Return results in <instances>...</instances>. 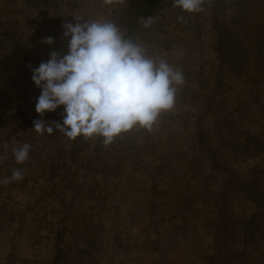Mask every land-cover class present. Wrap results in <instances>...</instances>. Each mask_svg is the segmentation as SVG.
I'll return each mask as SVG.
<instances>
[{
  "label": "rangeland",
  "instance_id": "rangeland-1",
  "mask_svg": "<svg viewBox=\"0 0 264 264\" xmlns=\"http://www.w3.org/2000/svg\"><path fill=\"white\" fill-rule=\"evenodd\" d=\"M125 1L37 0L25 6L2 0L0 97L14 104L37 98L29 66L38 67L54 50L67 52L62 24L80 16L111 19L121 28ZM203 9L182 12L162 0L154 16L168 30L160 57L192 75L178 89L191 87L176 100L177 114L162 113L152 131L135 128L110 145L92 142L89 151L73 155L62 133L22 129L10 114L3 117L0 180L15 168L24 178L0 183V264H52L57 242L83 264H228L212 235L221 194L233 200L239 216L249 215L253 205L238 186L233 191L237 181L264 196V48L258 49L264 45V0H203ZM255 31L263 45L255 43ZM225 32L237 39L227 44L248 52L243 64L253 65L228 68L222 88L240 91L214 95L220 74L210 60L216 61ZM49 36L55 44H42ZM200 71L208 72L199 78ZM243 89L247 95L240 98ZM23 143L32 146L29 158L17 164L12 150ZM103 168L120 172L103 177L97 173ZM232 239L243 249L239 228ZM232 264H264V227L244 259Z\"/></svg>",
  "mask_w": 264,
  "mask_h": 264
},
{
  "label": "clouds",
  "instance_id": "clouds-1",
  "mask_svg": "<svg viewBox=\"0 0 264 264\" xmlns=\"http://www.w3.org/2000/svg\"><path fill=\"white\" fill-rule=\"evenodd\" d=\"M173 6L187 13L204 10L203 0H173ZM178 19L183 22L184 17ZM139 23L148 28L153 18L141 17ZM62 28L67 52L54 50L38 67H29L40 89L36 112L44 117L63 106V122L37 119L33 130L58 131L71 140L99 136L107 146L135 128L152 131L161 114L174 109L178 89L185 83L182 70L128 38L115 21H82L73 16V22L63 23ZM41 43L52 46L55 39L45 37ZM31 147L23 143L13 148L17 164L29 158ZM23 178L22 170L15 168L0 183Z\"/></svg>",
  "mask_w": 264,
  "mask_h": 264
},
{
  "label": "trees",
  "instance_id": "trees-1",
  "mask_svg": "<svg viewBox=\"0 0 264 264\" xmlns=\"http://www.w3.org/2000/svg\"><path fill=\"white\" fill-rule=\"evenodd\" d=\"M7 2V0H5ZM15 1V0H11ZM37 0H23V3L25 6H32L35 5V2ZM173 1V0H172ZM49 0H44V3H48ZM2 0L0 2V10L3 8ZM162 4V0H126L123 4V7L125 9V15L123 16V23L124 26L120 24L121 29L125 31L126 36L128 38H131L142 45H144L148 51L153 54L160 56L162 51H159V48H161V45H163L166 42L167 36H168V30L166 28H163L160 23H156L154 21V16L160 9V6ZM125 5V6H124ZM1 12V11H0ZM3 13L1 12V17ZM141 17L147 18L152 17L153 23L150 27L144 28L140 23L139 20ZM1 20V18H0ZM162 26V27H161ZM216 29V28H214ZM257 31H255L256 33ZM229 34V33H228ZM227 32H225L221 37L222 42H218L216 45L219 49V55L215 56L216 61L213 59L210 60V63L216 67V72L220 75L215 76V84L216 88H213L214 95H218L220 93H226V92H238L240 89L237 88H228L227 90H224L222 88L223 86V74H225L226 70L228 68H234L237 66L245 65L243 64L241 58L243 55L248 53L244 49H235L234 44H227L230 40H237L235 37H228ZM255 43L258 45H263L260 41V38H258V33L255 35ZM5 37L1 39L4 40ZM227 41V42H226ZM245 41V40H244ZM0 42V43H1ZM263 46H258V49ZM3 50V48L0 47V51ZM255 50V49H254ZM253 50V51H254ZM159 51V53H157ZM234 51H236L234 53ZM234 53V54H233ZM258 54L256 53V56L254 58V61L257 60ZM264 60V55H263ZM168 63L172 65L174 68L179 69L182 68V72L185 78V83L187 84L188 78L191 77L192 74H187V72L184 71V66L181 65L178 61L169 60ZM253 61L245 66H252ZM264 65V61L262 66ZM180 66V67H179ZM214 71V69L212 70ZM235 70H231L229 73L230 75L234 73ZM242 73V70H239ZM194 72V70L192 71ZM208 71H200L197 73L198 77L200 78L204 73ZM209 88V87H208ZM207 88V89H208ZM191 87L186 85L183 86L180 90L177 92L176 100L178 99H184V95L188 91H190ZM242 95L240 98L245 97L247 95V90L242 91ZM255 97H259V94L256 93L254 95ZM36 100L35 98L32 101L26 102L25 104L20 103H12L10 100V97H0V122L2 121L3 117L7 115H11L13 119L19 120L21 122L20 128L22 129H33L34 128V121L37 119H43L46 123L50 121H62V117L60 113L63 112V106L58 108L55 112H48L45 114L44 117H40V115L36 112L35 106H36ZM210 103L213 104L214 102L212 99L209 100ZM181 103V102H180ZM238 113H240V110H237ZM169 114H177V112H174V109L169 112ZM199 132V131H198ZM195 139V137H194ZM68 142H71V145L73 147V155H77L83 151H89L91 148L92 142H103L102 137H93L90 139H85L84 137H78L75 140H71L68 138ZM99 144V143H98ZM97 146V144L95 143ZM213 162L216 164L219 163L218 159L212 154ZM215 164V166H216ZM102 172L101 175L104 176H112L115 177L118 175L120 170H110L107 172L105 168L101 169ZM112 172H115V176L112 175ZM111 173V174H108ZM239 187L240 190H242L247 197L249 201L252 202L253 210L249 215L246 216H239L234 213L232 208L230 207V202L233 200L229 199L228 196L224 193V195L221 194L220 199L217 202V218L214 222V225L212 227V235L214 241H217L219 245L221 246L225 260L228 264H232L233 260H243L245 257V251L247 249H250L257 239L258 234L264 227V196L261 195H252L250 190L246 188V185L243 182L237 181L236 185L233 188V191H236V187ZM228 187V186H227ZM229 188V187H228ZM228 193V190H227ZM69 214V211H67V216ZM234 228H239L241 231V234L243 236V249H236L234 245V241L232 239V230ZM56 255L54 256V260L52 264H83V259L80 260V258H77L75 254L72 252V250L69 247H63L59 245V242L56 243ZM250 247V248H248Z\"/></svg>",
  "mask_w": 264,
  "mask_h": 264
}]
</instances>
